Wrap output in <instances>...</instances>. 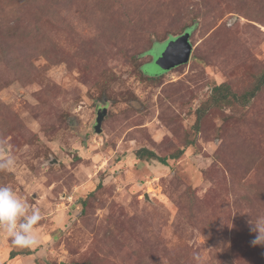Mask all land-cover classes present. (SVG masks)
Listing matches in <instances>:
<instances>
[{"label":"rangeland","instance_id":"rangeland-1","mask_svg":"<svg viewBox=\"0 0 264 264\" xmlns=\"http://www.w3.org/2000/svg\"><path fill=\"white\" fill-rule=\"evenodd\" d=\"M263 71L264 0H0V185L41 214L30 247L0 232V264H264V84L210 98Z\"/></svg>","mask_w":264,"mask_h":264},{"label":"clouds","instance_id":"clouds-1","mask_svg":"<svg viewBox=\"0 0 264 264\" xmlns=\"http://www.w3.org/2000/svg\"><path fill=\"white\" fill-rule=\"evenodd\" d=\"M16 166L15 156L0 145V171H11ZM41 220L39 209H31L8 185H0V232L5 233L13 245L26 248L37 243L34 228ZM250 231L256 233L250 242L264 247V217L251 222Z\"/></svg>","mask_w":264,"mask_h":264},{"label":"water","instance_id":"water-1","mask_svg":"<svg viewBox=\"0 0 264 264\" xmlns=\"http://www.w3.org/2000/svg\"><path fill=\"white\" fill-rule=\"evenodd\" d=\"M190 31H184L183 33L168 39L165 41L166 46L161 51L152 56V61H155L159 70L166 71L185 64L190 58L192 51V44L190 42ZM106 114V107L99 108L97 110V116L95 119L94 130L96 132L101 131V122Z\"/></svg>","mask_w":264,"mask_h":264},{"label":"trees","instance_id":"trees-1","mask_svg":"<svg viewBox=\"0 0 264 264\" xmlns=\"http://www.w3.org/2000/svg\"><path fill=\"white\" fill-rule=\"evenodd\" d=\"M25 0H21V2H24ZM195 27V25H191V26H186L183 28V32L184 31H192V29ZM173 37H169V39H171ZM153 42L152 44L149 46L148 50H146L144 52L147 53L149 52L152 48H154V45L160 41L155 40L154 38H152ZM167 41V40H166ZM162 42V41H161ZM165 42V41H163ZM151 60H152V56H151ZM149 77V76H148ZM264 84V71L260 74V76L257 78L256 83L253 85L252 89L249 91H246L244 94L237 96L235 95V93H233L230 88L229 85L225 84V83H221L218 85H215L212 88V92H211V102L212 103H220V102H231L233 99L236 100H242L243 103L244 102H248L252 97H254L256 95V92L260 90V88L263 86ZM203 109H200L198 111H202ZM182 151H178L177 153H175L174 155H172L173 157L178 156V154H180ZM135 155L137 158L139 159H156L157 161H159L160 163L167 165L166 162V157H159L157 156L152 150L146 148V147H141L139 149H137L135 151ZM14 253L11 252L10 253V258L13 257Z\"/></svg>","mask_w":264,"mask_h":264}]
</instances>
